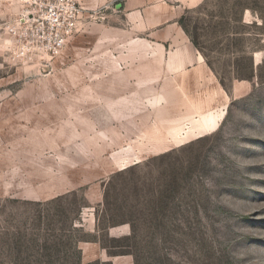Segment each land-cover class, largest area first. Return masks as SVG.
<instances>
[{"label":"rangeland","instance_id":"obj_1","mask_svg":"<svg viewBox=\"0 0 264 264\" xmlns=\"http://www.w3.org/2000/svg\"><path fill=\"white\" fill-rule=\"evenodd\" d=\"M73 1L0 0V264H264V0Z\"/></svg>","mask_w":264,"mask_h":264},{"label":"built area","instance_id":"obj_2","mask_svg":"<svg viewBox=\"0 0 264 264\" xmlns=\"http://www.w3.org/2000/svg\"><path fill=\"white\" fill-rule=\"evenodd\" d=\"M28 13L32 38L42 51L57 54L74 33L79 10L73 0H24Z\"/></svg>","mask_w":264,"mask_h":264},{"label":"crops","instance_id":"obj_3","mask_svg":"<svg viewBox=\"0 0 264 264\" xmlns=\"http://www.w3.org/2000/svg\"><path fill=\"white\" fill-rule=\"evenodd\" d=\"M111 234V233H110ZM109 234V235H110ZM81 252V261H85L87 263L100 260V261H109L112 264H114L115 257H109L105 250H103L99 243L97 242H86L82 243L78 246ZM86 248V251H84V248ZM119 261V260H118ZM119 264H123L119 261Z\"/></svg>","mask_w":264,"mask_h":264},{"label":"bare ground","instance_id":"obj_4","mask_svg":"<svg viewBox=\"0 0 264 264\" xmlns=\"http://www.w3.org/2000/svg\"><path fill=\"white\" fill-rule=\"evenodd\" d=\"M203 90V89H202ZM183 96V95H182ZM214 99V95L211 92H206V95H202L198 97L196 103H194V107H196V113H198L201 116H206L203 115V111L211 105V102ZM183 100V99H182ZM194 102V101H193ZM186 103V102H185ZM188 106V105H187ZM191 112V111H190ZM189 112V113H190ZM188 116V115H187ZM187 133V132H186ZM171 134V133H170ZM190 134V133H189Z\"/></svg>","mask_w":264,"mask_h":264},{"label":"trees","instance_id":"obj_5","mask_svg":"<svg viewBox=\"0 0 264 264\" xmlns=\"http://www.w3.org/2000/svg\"><path fill=\"white\" fill-rule=\"evenodd\" d=\"M183 20L184 18H180V20L178 21V23L180 24V26L184 29V26H183ZM192 44L196 46V42L195 41H192ZM93 242H98L100 244V246L102 247V249H104L106 251V253L108 254L109 257H116V256H123L125 254H113L110 252V249L103 246V244L99 241H93ZM79 250V249H78ZM78 262L81 263V252L79 250V254H78V258H77ZM88 264H112L111 262L109 261H100V260H96V261H93V262H90Z\"/></svg>","mask_w":264,"mask_h":264}]
</instances>
